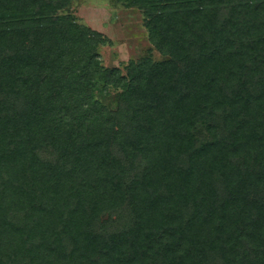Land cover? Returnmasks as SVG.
I'll return each instance as SVG.
<instances>
[{
	"label": "trees",
	"instance_id": "obj_1",
	"mask_svg": "<svg viewBox=\"0 0 264 264\" xmlns=\"http://www.w3.org/2000/svg\"><path fill=\"white\" fill-rule=\"evenodd\" d=\"M72 1L0 0V264H264V0H116L126 72Z\"/></svg>",
	"mask_w": 264,
	"mask_h": 264
},
{
	"label": "rangeland",
	"instance_id": "obj_2",
	"mask_svg": "<svg viewBox=\"0 0 264 264\" xmlns=\"http://www.w3.org/2000/svg\"><path fill=\"white\" fill-rule=\"evenodd\" d=\"M219 6L221 5L212 7ZM64 14L107 40L99 47L100 60L106 68H120L126 72L130 63L145 56H151L156 61L167 59L149 39L145 26L147 13L136 6L116 0H73ZM98 96L110 109L116 110L119 107L117 90ZM200 139L202 140V136ZM110 216L116 219L114 215H105L107 218Z\"/></svg>",
	"mask_w": 264,
	"mask_h": 264
}]
</instances>
